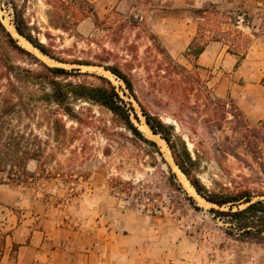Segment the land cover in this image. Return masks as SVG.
I'll return each instance as SVG.
<instances>
[{
    "label": "rangeland",
    "instance_id": "374dc122",
    "mask_svg": "<svg viewBox=\"0 0 264 264\" xmlns=\"http://www.w3.org/2000/svg\"><path fill=\"white\" fill-rule=\"evenodd\" d=\"M88 1L102 24L96 28L87 18L72 35L47 29L49 8L44 0L15 3L23 9L30 27L41 33L50 31L59 49L70 50L66 59L91 60L100 54L109 65L117 64L132 75L141 92L140 103L170 128L171 140L178 147L184 144L193 159L198 156L192 173L208 190L230 188V183L245 185V179L256 177L264 180L252 159L240 150L239 159L231 155L221 158L213 150L224 136L231 135L234 125L225 124L215 140L205 134L202 124L195 132L191 130L189 120L178 110V102L187 99L180 74L167 59L198 73L214 96L232 101L249 127L264 125L249 121L244 113V108L250 112L255 109L246 96V87L262 86L264 79V0ZM12 17L11 8L0 2V20L22 48L48 66L89 74L71 76L67 81L99 86L100 81L90 75L107 79L135 110L138 120L132 117L133 125L156 147L138 138L106 108L77 101L73 105L75 118L58 113L40 114L35 120L24 118L21 123L8 120L24 135L30 144L29 153L35 157L14 168L7 163L0 170V185L21 186L28 196L40 199L44 215L56 217L58 223L69 222L70 218L84 223L86 216L104 206L127 253L145 256L155 264H264V244L227 237L223 224L211 213V209L225 208L193 195L168 146L149 130L139 106L127 96L117 77L103 68L63 65L48 59L12 33ZM131 19L135 22L130 23ZM39 39L45 43L42 36ZM157 46L165 51L166 62L155 57ZM198 46L216 54L214 57L207 51L212 64H195L188 48ZM0 58L22 69L36 68L30 58L1 43ZM147 68L148 78L144 72ZM148 84L152 87L146 88ZM195 100L191 94L189 109L193 110ZM55 119L65 127L55 130Z\"/></svg>",
    "mask_w": 264,
    "mask_h": 264
},
{
    "label": "trees",
    "instance_id": "16d2710c",
    "mask_svg": "<svg viewBox=\"0 0 264 264\" xmlns=\"http://www.w3.org/2000/svg\"><path fill=\"white\" fill-rule=\"evenodd\" d=\"M44 1L49 8L46 13L48 30L72 35L76 32L78 25L87 18L93 20L96 28L102 24L93 5L88 0ZM0 2L11 8L12 25L17 34L41 55L63 65L103 68L117 77L123 83L127 96L139 106L149 130L166 143L174 164L185 176L196 194L211 205L220 209L225 208L224 210L211 209L214 217L223 224L224 234L240 242L264 244V199H262L264 197V180L261 177L253 178V180L245 179V185L235 186L234 183H230V188L225 187L220 191L208 190L192 173L198 156L193 159L184 144L178 147L171 140L170 128L166 127L157 116L148 112L145 106L140 103L139 94L141 92L132 75L124 72L117 64L109 65L108 59L100 54L94 55L91 60L66 59L64 56L69 55L70 50L59 49L50 31L41 33L36 27H30L24 17L23 9L17 6L15 0H0ZM134 22L131 19L130 23ZM39 36L45 39V43L41 42ZM0 43L11 51L30 58L36 67L35 69H22L0 58V170L7 163H10V167L14 168L21 161L35 157L34 154L29 153L28 146L30 144L24 135L14 130L9 119L21 123L24 118L35 120L40 114L55 116L58 113H62L68 118H75L73 117V105L77 101L92 102L106 108L123 121L138 138L156 147L155 143L145 139L133 125L131 118L138 120L135 110L130 103L120 97L115 87L107 79L90 75L100 81L99 86L67 81L71 76H88L89 74L79 73L78 69L67 70L62 67L48 66L22 48L11 33L6 30L1 20ZM204 49V46L190 47L188 52L192 58L197 59ZM155 57H160L162 61L166 62V53L158 46ZM137 58L138 56L135 55L134 61H137ZM167 59L172 69L180 74L181 85H183L187 99L178 102V110L182 116L189 120L191 130L195 132L198 124H202L205 134L215 140L216 134L224 131L225 124L234 125L231 135L224 136L223 142L216 143L213 150L221 158L231 155L236 159H239L237 152L240 150L252 159L258 172L264 175V147H262L264 146V125L260 123L259 126L249 127L244 115L232 101L214 96L204 81L200 79L198 73L175 64L169 57ZM195 68H197L196 65ZM144 72L148 78L150 69H144ZM261 84L264 87V79ZM148 86L152 87L148 84L146 88H149ZM189 94L196 97L193 108L195 112L189 109ZM52 122V127L55 130L65 127L61 120L55 119ZM18 154L23 156L20 158ZM171 174L175 177L174 173ZM231 184L233 185L231 186ZM241 206L243 208H240Z\"/></svg>",
    "mask_w": 264,
    "mask_h": 264
},
{
    "label": "crops",
    "instance_id": "0c3cea01",
    "mask_svg": "<svg viewBox=\"0 0 264 264\" xmlns=\"http://www.w3.org/2000/svg\"><path fill=\"white\" fill-rule=\"evenodd\" d=\"M207 51L208 47L195 64L213 63ZM246 94L255 105L254 112L244 108L246 117L264 122V87L248 85ZM97 209L84 223L70 217L69 222L58 223L56 217L44 215L42 201L28 196L21 186L0 185V264H155L127 253L113 228L114 219L108 218L104 206Z\"/></svg>",
    "mask_w": 264,
    "mask_h": 264
},
{
    "label": "bare ground",
    "instance_id": "6f19581e",
    "mask_svg": "<svg viewBox=\"0 0 264 264\" xmlns=\"http://www.w3.org/2000/svg\"><path fill=\"white\" fill-rule=\"evenodd\" d=\"M10 30L12 31V33H13L14 35H17V34L15 33V31H14V29H13L12 26L10 27ZM16 37H17V36H16ZM27 45H28V44H27ZM42 59H43V58H42ZM258 102H259V101H258ZM260 104H261V103H260ZM262 106H263V105H262ZM263 108H264V107H263ZM260 110H261V109H260ZM263 113H264V112H263ZM261 117H262V116H261ZM155 137H156V136H155ZM156 139H158V138H156ZM159 141H161V140H159ZM180 175H182V174H180ZM182 178H183V177H182ZM186 183H187L186 185L189 187V189H190V191L193 193V195L196 196L197 198H199L198 195H196V193L194 192L193 188L190 187V185L188 184V182H186ZM187 189H188V188H187ZM193 195H192V196H193ZM199 199H200V198H199Z\"/></svg>",
    "mask_w": 264,
    "mask_h": 264
},
{
    "label": "water",
    "instance_id": "95a60500",
    "mask_svg": "<svg viewBox=\"0 0 264 264\" xmlns=\"http://www.w3.org/2000/svg\"><path fill=\"white\" fill-rule=\"evenodd\" d=\"M14 31H15V29H14ZM15 33L17 34V32L15 31ZM18 35V34H17ZM19 36V35H18ZM20 37V36H19ZM23 39V38H22ZM25 41V40H24ZM28 43V42H27ZM29 44V43H28ZM30 45V44H29ZM196 193V192H195ZM197 195V194H196Z\"/></svg>",
    "mask_w": 264,
    "mask_h": 264
}]
</instances>
